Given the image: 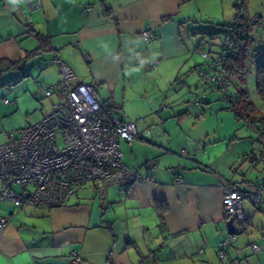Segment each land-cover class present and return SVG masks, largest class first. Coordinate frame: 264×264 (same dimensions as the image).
<instances>
[{
  "label": "crops",
  "instance_id": "crops-1",
  "mask_svg": "<svg viewBox=\"0 0 264 264\" xmlns=\"http://www.w3.org/2000/svg\"><path fill=\"white\" fill-rule=\"evenodd\" d=\"M227 1L42 0L41 8L28 12L24 0H0V59L19 71L30 64L29 72L47 88L60 80L52 63L57 55L81 82L92 84L121 118L136 122L137 137L120 139L119 147L123 163L142 177L107 185L101 194L85 184L52 207L0 201V216L9 218L0 264H264V197L260 212H243L252 229L238 230L233 222L236 241L219 256L228 231L223 187L234 180L226 170L239 161H261L249 154L254 144L232 148L229 141L238 138L203 123L218 92L201 82V39L192 36L203 33L204 23H232L235 8ZM253 3L248 12L261 17L259 30L264 18ZM147 27L156 34L148 41L140 34ZM26 82L29 87L31 77ZM4 140L0 136V144ZM148 160L154 165L146 166Z\"/></svg>",
  "mask_w": 264,
  "mask_h": 264
},
{
  "label": "built area",
  "instance_id": "built-area-1",
  "mask_svg": "<svg viewBox=\"0 0 264 264\" xmlns=\"http://www.w3.org/2000/svg\"><path fill=\"white\" fill-rule=\"evenodd\" d=\"M24 1L28 12L42 7V0ZM231 1L237 9L234 19L245 21L249 29L248 40L251 41L261 24L260 16L249 14L248 0ZM220 28L219 33H224L225 39L219 45H214L211 39L203 41L201 56L205 64L197 68V73L206 89L221 90L227 99H231L223 66L226 53L232 51L227 34L231 30ZM140 34L147 41L156 36L150 27ZM250 41L249 47L252 48ZM52 63L59 69L60 80L45 88V95L49 96L53 89L58 93L59 102L36 123L6 132L5 140L0 144V201H9L18 208L62 205L80 187L89 183L95 185L101 194L107 185L142 178L123 163L119 147L120 139L131 142L137 137L136 122L121 118L98 96L92 84L81 82L57 55L53 56ZM1 100L6 104L10 102L6 98ZM244 123L254 128L249 121ZM181 152L185 155L186 149ZM145 165L152 166L154 161L148 160ZM175 182L180 183L182 179L177 177ZM248 188L242 191L223 187L225 219L233 218L238 230L247 227L242 202L247 198L253 204L261 203L264 178L259 183L248 182ZM8 222V217L0 216V238ZM236 238V232L222 234L219 256H223V250ZM251 247L255 252L260 251L257 243H252ZM74 258H79L77 253Z\"/></svg>",
  "mask_w": 264,
  "mask_h": 264
},
{
  "label": "rangeland",
  "instance_id": "rangeland-1",
  "mask_svg": "<svg viewBox=\"0 0 264 264\" xmlns=\"http://www.w3.org/2000/svg\"><path fill=\"white\" fill-rule=\"evenodd\" d=\"M227 2L230 3V0ZM257 2L258 5L256 6H259L260 1L257 0ZM250 4L252 6L255 3H253V0H248V11L250 10ZM261 5L262 7L259 6L257 8H261V15L262 18H264V1H262ZM249 14L254 13L249 12ZM223 20L225 21H212V23H204L201 25L203 28V34L197 32L192 36V38H195L197 41H199L201 38H205V40H207L214 35H218V37H213L210 39L214 45H219V43L225 39V34L219 33L221 29L220 27L222 24H229L226 22V20L229 19ZM256 47H264V28L259 29L254 33L252 49H255ZM213 48H217V46H214ZM45 54L47 55L44 57H48L49 53ZM196 56L199 57V60L201 59L199 52L196 54ZM259 61H264V55L256 58L255 61L250 65L245 84L249 98L253 102L255 112L257 115H259L258 118L261 115H264V101H261L256 92V71ZM29 67L30 64L25 69V71L7 68L0 72V136L4 135V139L6 132L12 129L23 128L39 121L43 116L51 112V103L53 102L57 104L60 100V98L56 95H53L52 98L45 96V86H41L40 80L38 79L37 74H35V71L33 73L29 72ZM27 75H30L28 77H31V84L29 87L26 84V80L28 79ZM26 89L29 91H26ZM19 93L20 95H18ZM1 98H6L11 103L5 104ZM211 98H215V101L212 103L213 106L209 105V109L207 110V121L203 122L205 127L211 131H213V129H218L221 135L225 134L226 136H231L235 139L238 138L237 140L231 141L228 139V141L232 143V148L235 145H242L243 143L248 142L250 145L254 144V149H250L249 151H253V153L249 154H251L250 156L256 155V157L259 159L262 144L259 141L258 128H250L244 123V120H236L234 113L226 108V100H222V97L219 93L212 95ZM219 103L223 107L217 109L220 106H217ZM217 112L221 113V117L216 120ZM258 124L260 125V122H258ZM252 163L253 162L251 161H239L236 163V165L226 170V173L234 176V180L231 182L233 188L247 191L249 190L248 182L256 183L262 179V177H264V162L257 161L254 164ZM244 170L246 172H244ZM244 176L249 178V180H247L245 183H243ZM242 203L244 214L247 215L253 211L260 212L258 211V207L260 205L253 204L247 198L244 199ZM259 218L264 220V213L261 212V214H259ZM252 225L254 224H248L247 230L249 228L252 229ZM226 249L227 248L223 250V255ZM217 262L218 264L220 263L219 260Z\"/></svg>",
  "mask_w": 264,
  "mask_h": 264
},
{
  "label": "trees",
  "instance_id": "trees-1",
  "mask_svg": "<svg viewBox=\"0 0 264 264\" xmlns=\"http://www.w3.org/2000/svg\"><path fill=\"white\" fill-rule=\"evenodd\" d=\"M236 13H237V9H235V14H234L235 16H237ZM260 23H261V19H260ZM221 27L229 28L231 30L230 33L227 34L231 42L232 51L226 53L227 58L223 65L227 73L226 74L227 80H225V82L226 85H229L228 90L231 93L229 98L231 97V99H227L221 90L219 91L211 90V91L218 92L223 99L228 101L229 104L228 108L234 113L236 120L238 121L247 120L254 127L258 128L259 141L262 144V148L260 150L259 159L258 158L256 159L264 161V116L261 115L258 118L259 115L256 114L253 102L250 100L248 91L245 87L246 76L248 74L249 67L255 61L256 58L260 57L261 55H264V49L258 47L252 49L249 47V41H250L248 40L249 29H248V25L245 23L244 20L237 21L236 18L233 20L232 23L222 24ZM204 40L205 38H201V41L199 42V45L197 47L199 49L200 54H201L202 43ZM250 42H252L253 45L254 39H251ZM204 64L205 63L199 65L198 67H201ZM14 65L15 64L7 63V61L0 59V72H2L4 69L7 68L19 70L17 66ZM256 92L259 98L261 99V101H264V61H259L257 66ZM235 94H237L236 97ZM109 106L111 107L112 110L116 112V110L110 104ZM258 122H260V125L258 124ZM158 211H159V215L162 217L164 212L166 211V206L161 205L158 208ZM245 222H246V218H245Z\"/></svg>",
  "mask_w": 264,
  "mask_h": 264
},
{
  "label": "water",
  "instance_id": "water-1",
  "mask_svg": "<svg viewBox=\"0 0 264 264\" xmlns=\"http://www.w3.org/2000/svg\"><path fill=\"white\" fill-rule=\"evenodd\" d=\"M226 228L229 232H234L233 218H228L225 221Z\"/></svg>",
  "mask_w": 264,
  "mask_h": 264
}]
</instances>
